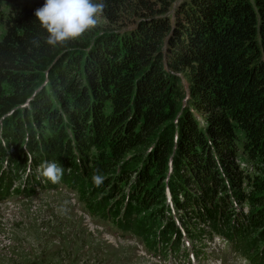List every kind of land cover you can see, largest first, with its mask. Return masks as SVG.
Listing matches in <instances>:
<instances>
[{
  "label": "trees",
  "instance_id": "obj_1",
  "mask_svg": "<svg viewBox=\"0 0 264 264\" xmlns=\"http://www.w3.org/2000/svg\"><path fill=\"white\" fill-rule=\"evenodd\" d=\"M43 4L0 0L13 166L0 195L28 155L54 161L94 215L154 249L179 239L168 190L192 239L210 227L264 264V0H106L96 28L56 47L35 20Z\"/></svg>",
  "mask_w": 264,
  "mask_h": 264
},
{
  "label": "rangeland",
  "instance_id": "obj_2",
  "mask_svg": "<svg viewBox=\"0 0 264 264\" xmlns=\"http://www.w3.org/2000/svg\"><path fill=\"white\" fill-rule=\"evenodd\" d=\"M7 149L0 151V169L5 166ZM15 177L19 186L25 174L18 172ZM62 187L57 194L45 192L27 203L19 197L0 203V264H155L137 237L129 232L121 237L113 224L92 214L79 191L70 197ZM190 218L187 221L192 223ZM163 222L159 226H164ZM217 247L221 250L214 253L225 260L235 257L229 249ZM200 264L211 262L205 259Z\"/></svg>",
  "mask_w": 264,
  "mask_h": 264
},
{
  "label": "clouds",
  "instance_id": "obj_3",
  "mask_svg": "<svg viewBox=\"0 0 264 264\" xmlns=\"http://www.w3.org/2000/svg\"><path fill=\"white\" fill-rule=\"evenodd\" d=\"M106 0H44L34 12L35 20L47 33L46 43L52 47L79 40L100 23ZM38 178L58 183L64 168L54 161H44L38 167ZM92 183L100 186L103 177L94 174Z\"/></svg>",
  "mask_w": 264,
  "mask_h": 264
}]
</instances>
